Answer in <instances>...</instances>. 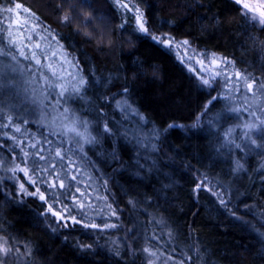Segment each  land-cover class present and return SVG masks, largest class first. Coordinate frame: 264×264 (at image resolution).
Here are the masks:
<instances>
[{"label": "trees", "instance_id": "obj_1", "mask_svg": "<svg viewBox=\"0 0 264 264\" xmlns=\"http://www.w3.org/2000/svg\"><path fill=\"white\" fill-rule=\"evenodd\" d=\"M130 2L151 35L173 38L170 49L140 33L134 13L115 0H90L91 7L81 0H0V49L12 51L5 15L20 3V14L55 38L74 64L77 80L65 82L69 89L87 79L83 98L69 99L70 109L89 122L98 141L81 151L17 114L0 88V159L29 169L28 176L16 172V183L0 181V245L11 249L0 254L2 264H16L18 257L24 264H150L145 249L160 248L167 238L193 259L186 264H264V166L250 156L244 171L233 173L231 158L199 125L220 79L202 86L200 67L191 62L227 58L233 72L264 84V26L243 16L234 0ZM64 15L71 19L63 21ZM124 100L143 115L142 127L158 134L151 156L141 158L119 132L124 115L117 101ZM105 121L111 134L103 133ZM58 148L67 150L62 161ZM29 176L37 182L28 183ZM61 180L69 187L61 188ZM21 183L46 199L22 193ZM213 188L228 192L224 204Z\"/></svg>", "mask_w": 264, "mask_h": 264}, {"label": "rangeland", "instance_id": "obj_2", "mask_svg": "<svg viewBox=\"0 0 264 264\" xmlns=\"http://www.w3.org/2000/svg\"><path fill=\"white\" fill-rule=\"evenodd\" d=\"M120 2L128 4V8L125 9L134 13L136 19L138 15L137 8L133 6L130 0H120ZM244 4L248 5V9L244 8ZM239 5L243 11H247L250 17L255 16L258 21L262 18L264 0H242ZM12 13V16L5 15L6 42L11 44L12 47L8 43L7 46L12 51L8 52L0 49L5 53V55H0V88L6 89V104L12 109H18L20 113L17 114H22L52 131L59 129L57 133L63 132L62 136L68 141L75 143L77 146L82 144L85 147L87 143L84 142V139L86 136L91 135L89 123L87 130L78 122L73 124V119H84L70 109L69 99H66V102L61 100L57 104L56 101L60 97L56 93L49 94L47 84L41 76V73H43L57 84L74 80L73 77H76L77 80L74 64L65 50L58 45L56 39L40 32L35 27L32 19H29L25 14V16L20 14L19 9L15 7ZM37 44L40 45L39 48L36 47ZM21 50L24 51L25 56L28 57L27 59H25V56L20 55ZM33 53H36L41 59L43 67L37 65L35 60L32 59ZM184 54L186 58L191 57V54L185 53V51ZM12 56H15L16 60H13ZM191 59L193 60L191 61L192 64L200 67L201 80L209 79L217 71L222 73L218 77L220 80H217L219 91L214 90L212 96V98L217 96L219 98L216 100L211 99V103L219 101V104L213 108H211V103L208 104L204 116L200 118L199 125L212 133L216 142H218L219 149L231 158L234 165L233 173L243 172L250 156L254 157L260 163V166H264V128L249 129L246 127L250 124H259L257 116L264 118V112L261 111L264 109V92H256L255 88L253 92H249L247 85L252 81L238 79L236 73L224 63H220L217 68L213 65V60L207 65H203L197 58L192 57ZM216 61L219 62V60ZM48 65H51V70L56 72L55 77L51 75ZM11 67H16L18 71H11ZM226 78L228 79L227 85L225 83ZM65 108H69L71 111L65 114ZM230 109H239V111H230ZM121 112L124 115L122 120L124 127H120V134L127 129L129 137L135 132H139L142 139L147 136L143 143L138 144L135 140L130 141L122 135L126 141L134 146L141 158L146 155L151 156L153 151L151 145L156 143L157 135L153 134V130L147 131L144 129L138 123L137 117L126 114L122 110ZM252 113H256V116H253ZM70 127H75L77 132L84 135L77 136L75 132L67 131ZM229 129H233V131L226 137L225 134ZM251 140H255L256 144H251ZM0 161L3 162L0 164V181L7 179L16 183V173L13 175L11 171L16 167L7 164L2 159ZM237 163L242 167L238 169ZM213 190L219 199L227 198L228 192L223 194L218 188H213ZM154 248L150 249V252L154 255H150L148 252L150 264H186L193 260L186 255V251L174 250L173 243L168 238L166 245ZM16 264H24V259L18 257Z\"/></svg>", "mask_w": 264, "mask_h": 264}, {"label": "snow or ice", "instance_id": "obj_3", "mask_svg": "<svg viewBox=\"0 0 264 264\" xmlns=\"http://www.w3.org/2000/svg\"><path fill=\"white\" fill-rule=\"evenodd\" d=\"M117 4L121 7V8H128V4H125V3H121L120 0H116ZM81 3L82 4H85L87 5L88 7H91V3H90V0H81ZM235 3L237 4H240L242 3V0H235ZM22 7V5L20 3H16L15 4V8L16 9H20ZM244 8L245 9H248V5L247 4H244ZM13 9L9 8V9H6V11H9L11 12ZM25 11H29L28 9H25ZM137 12H138V15L136 16V22H137V25H138V30L140 33L144 34L145 36H149L151 35L150 31H149V28L146 27V20L144 19V16H143V13L142 12H139V9H137ZM90 13L89 14H86V20L90 17ZM243 16L247 17L248 13L247 11H244L242 13ZM261 19L259 20V23L264 26V12L261 13ZM63 21H69L71 19L70 15H64L63 16ZM251 22L252 23H256V17L253 16L251 18ZM123 27V25H122ZM151 38L153 41L157 42V43H161L163 44L166 48H171L172 47V43H173V38L170 37V36H167L166 38V34H163V35H160V36H156V35H151ZM11 42V41H10ZM182 43L184 45H187L189 42L187 40H184L182 41ZM37 48L40 47L39 44L36 45ZM0 55H5V53H3L2 51H0ZM20 55L21 56H25L24 54V51L21 50L20 51ZM207 55V54H205ZM28 57L25 56V59H27ZM12 59L13 60H16V57L15 56H12ZM32 59L35 60V63L37 65H41V59L36 55V53H33L32 55ZM213 65L215 67H219V64L220 63H224V64H228L230 63L227 58H224L222 61H219L217 62L216 60H213L212 61ZM41 67H43V65H41ZM50 70H51V65H48L47 66ZM11 71L13 72H16L18 71V69L16 67H11ZM51 75L53 77L56 76V72L54 70H51ZM222 75L221 72L217 71L213 76H211L209 79H203L201 80V84L202 86H206L208 88H211L213 86V83L217 80L218 77H220ZM236 77L240 80H246V79H251L252 82L251 83H248L247 85V90L249 92H253L254 91V88H255V91L256 92H264V84H256V81H255V78H251V77H245V76H242L241 73L237 72L236 74ZM41 76H42V79L44 80V82L47 84V88L49 90V94L51 93H56V95H58L60 97L59 100L56 101L57 104L60 103L61 100H65L66 102V99H71V98H74V97H80V98H83V92L85 91L86 87H87V84H88V81L87 79H85L84 77H80L78 79V81L76 83H73L71 85V89H69V86L65 83H54L53 81L50 80L49 76L47 75H44L43 73H41ZM74 80H76V77H73ZM225 83L226 85L228 84V79L226 78L225 79ZM11 86H14V85H11ZM57 89L59 90L57 92ZM127 89H124V93L126 94L127 93ZM219 97H213L212 99L213 100H216L218 99ZM104 99H107V98H104ZM212 101H209V103H211ZM117 106L121 108V110L126 113V114H131L132 116H135L137 117L138 119V123L140 125H143L144 123H146L145 121V118L143 117L142 114H140L136 109L132 108V106L127 102V100H124V101H117ZM205 108H207V105L205 106ZM71 110L69 108H65L64 109V113H69ZM230 111H239V109H230ZM245 111H247V109H245ZM262 112H264V109L261 110ZM0 115H2V109H0ZM253 116H256V113H252ZM257 120L259 121V124H250V125H246L247 128L249 129H257L258 127L260 128H264V118H260V117H256ZM8 120L9 122L11 123L12 120H13V117L9 116L8 117ZM197 121H199V117L197 118ZM79 123L82 127H84L86 130H87V127H88V121H84V120H76V119H73V124L75 123ZM25 123H27V121H25ZM3 127H9V125H2ZM169 127H176V125H169ZM15 131L16 132H20L21 129L19 126H17L15 128ZM59 131V129L57 130H54L51 132L52 135H55L56 132ZM67 131H71V132H75L77 136H83L84 134L83 133H80V132H77L76 128L75 127H70L67 129ZM233 131V129H229L228 132L225 134V136L227 137L231 132ZM103 133L104 134H111L112 133V129L108 126V122L105 121V124H104V129H103ZM61 135H63L64 133L61 132L60 133ZM153 134H157L155 133V130H153ZM122 135L125 137V139H129L130 141L131 140H135L136 143L138 144H141L144 142V139H147V136H145L143 139L141 138L139 132H135L132 134L131 137H129V134H128V130L126 129L124 133H122ZM158 135V134H157ZM247 135V134H246ZM13 140H15V137H12ZM49 144H51L52 142L51 141H47ZM84 142L85 143H88V144H95L97 143V139L96 137L94 136H91V135H88L85 137L84 139ZM251 144H256V141L255 140H251ZM31 147L34 149L36 147L35 144L31 145ZM80 147V150L82 151L83 150V145L80 144L79 145ZM237 147H239V145H237ZM67 151V150H64L62 148H58L56 151H55V157L62 161L63 160V157H64V152ZM21 152L23 154L24 157H29L31 158L32 157V153H29V152H26L23 150V148L21 149ZM39 155V154H37ZM18 158V157H17ZM39 160L40 161H44L45 164H47V157L43 156V155H39ZM3 162L0 161V164H2ZM35 163L36 161L33 160V167L31 169V171L35 172L36 171V167H35ZM49 167H55V165H50V166H47V167H44L41 171L44 172V173H47L49 171ZM240 167H242L241 165H239V163H237V168L239 169ZM11 171L13 172V175H15V173L17 171H20V172H23L25 174V176H28V173H29V169L28 168H20L19 166H17L16 168H13L11 169ZM56 179L59 180L60 179V175L57 174L56 175ZM65 179H67V177H65ZM71 180H76V176H72L71 177ZM28 183H31V184H35L37 182V180H33L32 177H28ZM52 187H55V183L52 184ZM60 187L61 188H65V187H69V185H66L64 180H61L60 181ZM203 187V182L200 183V184H197L196 185V189L195 190H200L201 188ZM20 191L22 193H25L27 195H32V196H35L37 195V193H39V198L44 201L46 199L44 193H41L39 191V189H37L36 192H27V189L25 188V184L24 183H21L20 184ZM77 191H79V189H77ZM214 195H217L216 193H213ZM221 204H224V200H221L220 201ZM81 207H83V205L81 204L80 205ZM52 206L50 205L49 206V210H51ZM54 215H56L57 217H59V219L63 220L65 219V217L59 213V212H55ZM113 215H115V212H113ZM72 220L74 223H79V221L76 220L75 217H72ZM67 226V225H65ZM116 225H105V227H115ZM85 227H89V225H85ZM91 227L95 228L97 227V225L95 224H92ZM6 243V241H5ZM11 252V249L10 248H6L4 247L3 245H0V254H2L3 256H7L9 253ZM145 252H149L150 255H154V253H151L149 249H145ZM171 259V257H170ZM0 264H2V260H0Z\"/></svg>", "mask_w": 264, "mask_h": 264}]
</instances>
